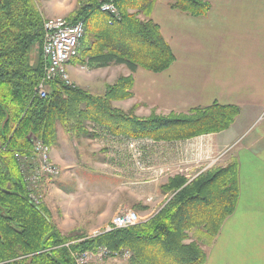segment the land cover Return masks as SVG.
Wrapping results in <instances>:
<instances>
[{
	"label": "trees",
	"instance_id": "trees-1",
	"mask_svg": "<svg viewBox=\"0 0 264 264\" xmlns=\"http://www.w3.org/2000/svg\"><path fill=\"white\" fill-rule=\"evenodd\" d=\"M108 1L117 15L100 9ZM156 1L78 0L69 19L82 21L84 34L70 62L90 68L124 65L130 74L119 76L102 94L55 80L40 97L35 87L43 75L41 50L31 60L44 34L37 0H0V264H76L73 252L102 246L127 264H205L202 246L213 241L238 199L236 161L191 180L180 174L169 177L160 190L170 198L154 215L94 236L63 235L43 201L36 204L29 197L26 173L21 171L22 159L32 155L33 139L49 150L58 146L59 126L75 137L174 142L217 133L233 123L239 113L233 105L153 111L145 117L135 113L139 104L127 111L115 107L114 102L133 96L132 73L138 68L159 73L174 61L150 18ZM168 5L191 16H204L210 8L203 0H170ZM194 233L205 241L193 239Z\"/></svg>",
	"mask_w": 264,
	"mask_h": 264
},
{
	"label": "crops",
	"instance_id": "crops-1",
	"mask_svg": "<svg viewBox=\"0 0 264 264\" xmlns=\"http://www.w3.org/2000/svg\"><path fill=\"white\" fill-rule=\"evenodd\" d=\"M169 1L157 0L150 18L159 26L174 61L159 73L142 68L132 73L133 96L127 99L129 105L149 107L156 114L187 112L213 103L233 105L239 108L235 120L217 133L183 141L152 142L144 150L145 161L156 162L161 168L173 167L153 194H148V189L157 179H147L122 186L120 194L108 195L101 201L95 199L94 203L92 197L73 193L65 179H51L44 182L43 203L63 235L108 224L116 212L127 208L125 202L144 207L142 213L152 212L148 219L170 198L160 190L169 177L180 174L191 180L214 166L236 161L238 199L213 241L202 246L206 251L205 264H264V0H203L210 5L204 16L175 10ZM74 3L42 17L62 14L70 20ZM31 60L34 61L32 53ZM116 67L124 70L122 75L130 74L124 65L90 68L74 62L67 64V71L74 85L102 94L119 77L107 80L110 69ZM58 140L59 145L50 150V159L73 171L78 162L70 160L65 165L59 154L71 152L74 142L67 143L60 132ZM129 165L128 173L135 175L134 164ZM154 201H159L160 206L152 210ZM56 206L65 207L57 218L53 213ZM90 264H117V259Z\"/></svg>",
	"mask_w": 264,
	"mask_h": 264
},
{
	"label": "rangeland",
	"instance_id": "rangeland-1",
	"mask_svg": "<svg viewBox=\"0 0 264 264\" xmlns=\"http://www.w3.org/2000/svg\"><path fill=\"white\" fill-rule=\"evenodd\" d=\"M74 2H76V6H75L76 8L78 4V0H37L38 7L43 16L49 15V13L52 14L53 12H55L56 9L65 8V6L69 7ZM55 17L66 18L62 14L61 16H55ZM40 50H41V45L36 44L31 51L32 56H34V58H38L40 56ZM123 72L124 70H122L121 68H117V67L112 68L110 69V72L107 74V76L109 77L107 80L114 81V79H116L117 76H122ZM96 94H101V93H96ZM114 105L115 107L121 108L125 111L129 110V108H131L132 106V104H130L131 106L129 105V101L127 100L117 101L114 103ZM151 112L153 111H150L149 107H144L142 105H140V107H138L135 110V113L141 117L148 116L151 114ZM58 132H60V135L63 139H66L67 143L71 140L72 141L71 145H72L74 142V146L72 148L73 150H70L71 152H67L62 149L65 152L61 151L60 154L58 153L60 155V160L65 165L71 161L74 164L75 162L78 163L73 168V171H71L68 168L59 166L60 173L56 178H52V180L56 182L58 180H61L63 182V180L65 179L66 181H68L67 184L65 185L66 186L70 185L72 192L76 193L77 195H80L82 193L85 196L92 197L94 200L99 199V201H101V199L107 197L108 195H111V197H113L115 195L120 194V189H123L122 186L130 185L134 182L157 179L155 180L157 181V183H151L150 190L148 189V191L151 192L148 194H153L154 188L156 186L159 187V184L162 182V180L165 179V177L167 178L168 175L171 174V170H173V167L161 168L156 164V162H149V164L154 166V167L152 166L153 168L147 166L149 164L147 163V161H145L144 156L146 149L152 144V142H154L151 139H134V138L131 139L138 143V149L141 150L140 154L144 163V167L134 166L136 169V174L130 175V173H128V168L130 169L131 167L129 163H133V162L131 160L130 152L126 147V141H127L126 138H122V137L112 138L107 136H100L95 138L84 137V136L75 137L74 135L68 134L63 129V127L60 126L58 127ZM196 171L197 169L192 170L191 173L193 172L195 173ZM45 184L46 183H44L42 186L43 191L44 188L46 191ZM135 185L138 186L139 184H135ZM43 193L45 194V192ZM94 203H96V200L94 201ZM127 203L128 202L124 203V205H126L127 207L126 209H130L137 212L138 215H140L142 221L146 220L147 216H150V214L152 213L150 211L142 213L140 212L139 209H136L132 205ZM159 206H160L159 201L158 202L154 201V205H152V210H155ZM62 207L64 206L55 207L56 210L53 211L54 217L57 218V216H61L63 214ZM103 226L105 225L98 226L96 228L84 231L82 233L85 234L86 236L94 235L97 231L101 230ZM192 238L195 240L197 239V240L205 241L203 237L197 235L196 233L192 234ZM117 264H127V263L124 258H118Z\"/></svg>",
	"mask_w": 264,
	"mask_h": 264
},
{
	"label": "built area",
	"instance_id": "built-area-1",
	"mask_svg": "<svg viewBox=\"0 0 264 264\" xmlns=\"http://www.w3.org/2000/svg\"><path fill=\"white\" fill-rule=\"evenodd\" d=\"M100 9L117 15V9L112 1L102 3ZM43 32L41 40L43 75L35 87V91L40 97L46 96L48 84L55 80L67 85L73 84L67 71V64L77 55L79 42L84 34V25L82 21L71 23L66 18L52 17L43 19ZM126 147L130 152L134 166L144 167L138 143L127 140ZM21 171L26 173L29 197L38 204L43 201L42 186L45 180L56 178L60 173V168L51 161L49 148L41 140L33 139L32 155L22 159ZM140 221L142 220L137 212L122 209L101 230L95 231L94 235L113 229L126 228ZM72 256L76 264H90L110 258L116 259L119 254L110 252L102 246L95 251L73 252ZM124 256L127 254L125 253Z\"/></svg>",
	"mask_w": 264,
	"mask_h": 264
}]
</instances>
